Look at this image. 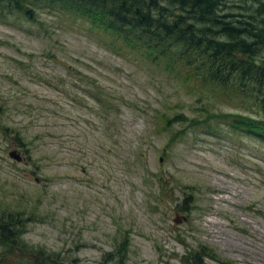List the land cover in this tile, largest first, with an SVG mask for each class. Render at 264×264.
Masks as SVG:
<instances>
[{
    "label": "rangeland",
    "instance_id": "obj_1",
    "mask_svg": "<svg viewBox=\"0 0 264 264\" xmlns=\"http://www.w3.org/2000/svg\"><path fill=\"white\" fill-rule=\"evenodd\" d=\"M262 2L227 0L232 9L223 14L246 5L244 20L262 23ZM34 16L36 23L22 15L0 21V120L27 143L15 147L0 132V211L30 217L24 240L59 254L60 264H117L104 253L126 231L124 264H185L187 250L201 245L217 257L210 264H264V145L221 122L229 113L249 118V100L242 107L174 80L80 16ZM72 68L104 88L109 114L98 113L82 91L88 81L78 82ZM156 112L187 120L163 128ZM193 121L216 134L189 128ZM11 149L25 161L10 159ZM184 192L194 196L187 213L175 208Z\"/></svg>",
    "mask_w": 264,
    "mask_h": 264
},
{
    "label": "trees",
    "instance_id": "obj_2",
    "mask_svg": "<svg viewBox=\"0 0 264 264\" xmlns=\"http://www.w3.org/2000/svg\"><path fill=\"white\" fill-rule=\"evenodd\" d=\"M226 1L0 0V21H7L8 15H22L36 23L34 15L40 9L60 15L80 16L93 29H98L97 31L116 42L125 43L141 59L152 62L174 80L197 84L209 89L210 93H218L231 101L238 99L242 107L246 99L249 100L256 109L250 113L249 118L229 113L221 118V122L228 126L233 135L246 136L264 145V59L256 57L259 50L264 48V21L254 22L252 16L244 20L243 16L248 14L249 9L246 5L238 6L240 13L223 14L225 9H232L227 7ZM235 4L232 5L237 6ZM257 6L255 14L264 16V2ZM117 51H121V48ZM48 58L56 61L55 57ZM77 71L72 68V72ZM76 74L78 82L88 81L91 88H85L83 92L100 105L102 112L98 113L109 114L114 105L109 99L105 101L107 92L104 88L91 81L84 73ZM62 82L64 79L59 77V83ZM5 110L6 107L0 105V114ZM156 113L155 118L164 122L163 128L187 120L183 112L173 113L171 116ZM195 126L201 128V131L203 128L211 129L207 125H198V121L188 125L189 128ZM0 132L4 135L10 134L15 147H26L24 137L13 127L4 125L1 120ZM203 132L215 135L217 131ZM177 135L179 138L184 133L178 132ZM173 140L175 139L164 145L163 152L167 151ZM24 153L29 154L28 149H24ZM27 161H30L29 155ZM128 168L130 167L127 166ZM156 176L153 174L154 178ZM158 180L166 183L165 179ZM182 194L183 199L175 208L179 212L187 213L192 210L194 196L187 192ZM28 222L31 219L23 211H0V264H60L57 261L59 254L47 253L43 248L34 247L24 240ZM128 244L129 233L126 231L123 241L117 243L112 251L104 253L107 257L104 262L117 258V264H124ZM76 250L78 251L77 248ZM216 258L208 247L201 245L196 249H188L181 262L210 264L208 261L216 262ZM74 262L77 263L78 259Z\"/></svg>",
    "mask_w": 264,
    "mask_h": 264
},
{
    "label": "water",
    "instance_id": "obj_3",
    "mask_svg": "<svg viewBox=\"0 0 264 264\" xmlns=\"http://www.w3.org/2000/svg\"><path fill=\"white\" fill-rule=\"evenodd\" d=\"M8 156L10 159L15 160L17 162L23 161V157L21 156L20 152H18L17 150L9 151Z\"/></svg>",
    "mask_w": 264,
    "mask_h": 264
}]
</instances>
